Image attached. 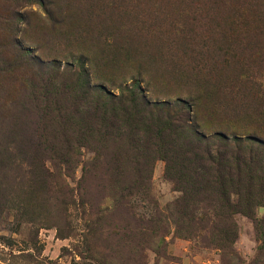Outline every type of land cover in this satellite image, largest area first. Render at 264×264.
<instances>
[{
    "label": "rangeland",
    "instance_id": "obj_1",
    "mask_svg": "<svg viewBox=\"0 0 264 264\" xmlns=\"http://www.w3.org/2000/svg\"><path fill=\"white\" fill-rule=\"evenodd\" d=\"M195 130L253 163L183 176ZM252 137L264 0H0V264H264Z\"/></svg>",
    "mask_w": 264,
    "mask_h": 264
},
{
    "label": "trees",
    "instance_id": "obj_2",
    "mask_svg": "<svg viewBox=\"0 0 264 264\" xmlns=\"http://www.w3.org/2000/svg\"><path fill=\"white\" fill-rule=\"evenodd\" d=\"M85 83H86V80H85ZM86 89H87L86 92H88V93L92 92V91H90V87L87 85V83H86ZM109 98H110V96H109ZM127 99H129V100L134 99L135 100L134 96H133V98L129 97ZM138 99H139L138 104H141L142 101H144V96L141 95ZM141 107L145 111L149 110L147 105L141 104ZM105 112H107V109L105 110ZM127 113H128V111H127ZM186 119L189 123L190 117H185V120ZM180 122H181L180 125L176 126L177 128H183L184 129L185 127H187V128L191 127V126H187L185 123L186 121H184V120L183 121L181 120ZM164 126H166V124ZM168 126L166 128H169ZM167 130H169V129H167ZM194 137H197V139H198L197 143L198 144L195 145L192 150H189L188 153L192 154V158L195 159L196 165L192 166V164L190 163L191 167L187 168L185 165L182 164V167H183L182 175L183 176L184 175H186V176L188 175L190 177L193 176L196 180H198L199 178L197 176L200 177V175H201L200 171H201L204 173L201 175L202 177H204L203 179L205 181H210V180H212V178H214L211 175L215 172L217 174V176L219 177V179L220 178L224 179L226 175H230V176L232 175L233 169L237 170V174H240V172L242 171L241 170L242 165H244V167H245L248 165L247 164L248 162L253 163L252 162L253 157L251 156V154L254 153V147L252 145L249 146V159L246 160L247 156H242L239 154H232V152L228 153L229 152L228 150H226L225 152H220L217 149L213 151V149L211 150L210 148H208L206 146L202 148L200 145H201V140H204V137L202 136V134H200V132L199 133H198V131L196 132V130H195ZM219 138L221 140L220 146L223 148L232 147L231 145H234L233 149L235 151H238V150L240 151V150H244V148H246L248 146V144H244L243 142H240L239 140H236V139L228 141L225 138V136L222 134L219 136ZM253 139L256 140V142H258V145H260L262 147L260 153H261V155H263V158H264V140L259 139L257 137H254ZM18 152L25 154L22 151H18ZM185 157L186 156L182 157V160H184ZM189 173H191V174L189 175ZM228 180L231 181V182H227V183L234 188V192H239L237 190H239L240 184H238L239 187H237L236 184L233 182L234 181L233 177L228 178ZM239 180H240V178H238V181ZM77 185H78L77 189L80 190V192L78 193L79 198H80L79 203L81 204V206H83L84 203L87 204L88 207L91 209L90 212L92 213L94 210L97 209L98 204L100 202H102V200L104 199V196L101 195V193H100L101 192L100 188L96 187V188H94V191L90 192V194H92V195H90L91 199H90V201H88L85 198L83 199L81 197L82 196L81 192H83V195L86 194L85 187L83 189V186L80 183H77ZM228 191H229L228 189H225L223 187V189L221 191V195H222L221 197L223 199L227 198L226 196L228 195ZM66 193L68 194L70 192L68 190L67 191L65 190V194ZM55 199L57 202L56 206L68 204L63 199L59 200V197H57V195L55 196ZM120 206H122V205H120ZM84 214H85V212H84ZM182 215L186 216V213H184ZM182 218H184V217H182ZM182 227H183V225L180 226V228H182ZM186 232L187 231H184V233L182 232L180 234L182 236H184L186 234ZM250 264H253V263H250Z\"/></svg>",
    "mask_w": 264,
    "mask_h": 264
}]
</instances>
